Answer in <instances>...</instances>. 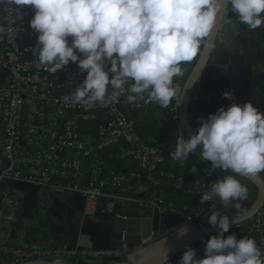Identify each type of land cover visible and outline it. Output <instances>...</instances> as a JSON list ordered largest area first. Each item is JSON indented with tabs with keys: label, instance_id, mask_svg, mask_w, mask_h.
I'll return each mask as SVG.
<instances>
[{
	"label": "clouds",
	"instance_id": "1",
	"mask_svg": "<svg viewBox=\"0 0 264 264\" xmlns=\"http://www.w3.org/2000/svg\"><path fill=\"white\" fill-rule=\"evenodd\" d=\"M10 5L31 6L34 15L29 26L37 33L35 51L39 65L52 73L75 62L86 72L76 87L73 102L85 105L116 102L130 80L128 102L148 93V100L167 108L176 96L174 77L182 76V65L201 52L218 15L228 6L240 24L256 30L264 24V0H0ZM71 37V43H69ZM77 53L82 54L78 56ZM111 73V78L109 77ZM114 90L108 96V86ZM222 96L234 100L233 91ZM196 133L176 140L173 160L183 164L189 154L200 153L201 161H210L207 174L216 169L232 175L217 179L200 194L201 204L210 202L207 221L219 228V234L204 242V258L186 246L178 264H264L261 249L254 238L235 233L224 236L232 224L242 219L237 211L230 217L213 204L219 198L224 208L240 209L247 199V187L233 175L256 176L264 171V113L251 101L231 103L198 117ZM199 147V151L197 148ZM196 171V168H193ZM185 227L178 237L187 234Z\"/></svg>",
	"mask_w": 264,
	"mask_h": 264
},
{
	"label": "built area",
	"instance_id": "2",
	"mask_svg": "<svg viewBox=\"0 0 264 264\" xmlns=\"http://www.w3.org/2000/svg\"><path fill=\"white\" fill-rule=\"evenodd\" d=\"M33 15L31 6L0 2V214L16 213L21 208V185L80 195L85 200V213L92 216L101 201L105 202V216L114 213L117 202L131 201L120 194L132 182L144 181L155 187L166 179L176 190H182L184 180L161 170L165 161L162 149L141 138L132 117L152 109L162 110L173 122L175 144L182 136L187 139L178 123L177 93L167 108L150 102L148 93L130 103L127 96L136 95L130 92L133 82L130 80L116 102L90 105L73 102L76 87L83 82L86 72H81L75 62L56 73L39 65L34 49L37 33L29 26ZM257 30L264 71V24ZM68 39L71 43L72 38ZM113 91L119 90L109 85L107 95L111 96ZM122 145L128 147L125 155L136 163V171L120 168L107 171L105 163L109 160L103 153ZM194 156L200 160L199 152L189 154ZM211 183L196 181L190 192L196 193L200 200V194ZM148 206L154 214L166 212L158 207L156 198ZM185 220L165 236L177 233L185 225H193L195 229L205 227L198 214ZM232 229L224 236L235 233L238 238H254L264 259V205L250 221ZM209 238L187 246L195 249L197 256ZM3 250L10 257L9 264L34 260L68 264V258H78L81 262L103 254L51 248L47 244L29 247L18 242L4 246ZM185 250L186 247L171 254L163 264H178Z\"/></svg>",
	"mask_w": 264,
	"mask_h": 264
},
{
	"label": "crops",
	"instance_id": "3",
	"mask_svg": "<svg viewBox=\"0 0 264 264\" xmlns=\"http://www.w3.org/2000/svg\"><path fill=\"white\" fill-rule=\"evenodd\" d=\"M228 11L229 18L233 22L225 25L221 30L218 41L213 47L211 59L197 82L190 102L188 120L197 131L200 126L198 117L207 118L210 113L216 112L222 106L226 108L233 102L242 105L250 99L256 100L258 97H264V81L259 80V77L264 75V71L260 63L258 30H248L246 26L240 24L237 14L231 11L229 7ZM194 59L186 63V66L192 65ZM182 71L184 73L185 68ZM225 91H233L234 100L224 98L222 93ZM256 107L258 111L264 113V101ZM140 115L142 125L146 129L154 130V134L146 137L145 140L170 146L161 139V135L169 133L175 141L173 122L164 111L152 109ZM173 161L178 163V161ZM109 162L111 161L109 160ZM206 163L210 168L211 162L206 161ZM120 166L122 170H130V167L127 168L125 163L113 164V168L106 169L110 171L114 168H120ZM124 167L126 169H123ZM193 168H196L195 172ZM131 171L136 170L131 169ZM200 171L199 165H193V173L197 174ZM260 174H264V171ZM213 175L214 180L212 182L226 176L221 169H216ZM236 179L238 180L237 177ZM20 189L23 192L21 208L16 213H7L10 214L9 217L0 216V264H9L10 262L9 255L3 250V247L7 246V242L10 243L9 245L13 242L23 243L29 247L47 244L51 248H74L84 253H103L102 257L122 256L146 248V243L151 242L152 244L157 241V239L153 241V237L157 236L160 239L176 228H167L162 224L164 216L168 213L171 214L170 212H163L162 214L156 213V216H159V228L157 231H152L150 221L152 218L149 221L145 219L150 216V212H153L149 209L148 204L157 197V191L155 187L144 181L130 183L125 192L120 194V197L131 201L117 202L114 213L106 216L104 214L105 202L102 201L98 203L96 212L92 216L85 213V200L80 195H65L23 185L20 186ZM248 189L247 199L234 202L240 204L239 210L234 207L224 208L222 204H219V201L214 203L217 205V210L225 212L230 217L236 216L237 211L243 214L255 198L254 188L249 186ZM35 190H40L42 194L33 195ZM48 193L59 197L63 203L69 204L70 213L62 217L58 223L56 222L57 225L54 229L42 227L37 220H32V217H27L21 222L16 221L19 220L17 218L20 213L22 214L23 205L28 197L37 201V198L38 200L46 198ZM197 198V205L192 215H200L204 225L209 226L207 216L211 214L209 211L211 203L204 202L201 204L199 197ZM174 215L181 217L179 214ZM118 217L124 220L121 231L115 229V222ZM148 229L152 232L149 237H145ZM166 256L159 255L147 264H163ZM102 257L91 258L90 260L87 257L81 262L80 259L75 258V261L77 264H100ZM196 258H204V250ZM108 264H114V262Z\"/></svg>",
	"mask_w": 264,
	"mask_h": 264
},
{
	"label": "water",
	"instance_id": "4",
	"mask_svg": "<svg viewBox=\"0 0 264 264\" xmlns=\"http://www.w3.org/2000/svg\"><path fill=\"white\" fill-rule=\"evenodd\" d=\"M232 22L233 20L229 18L228 6H225V9L218 15L217 21L212 29L210 36L206 38L207 40L212 41L213 47L216 41H218V37L220 36L223 27ZM213 47L209 49L202 43L201 52L196 57L193 64L190 66H186V64H183L182 69L185 68V72L183 73L182 71L183 74L181 77L173 78L176 93L178 95V123L186 137H189L190 134L197 132V130H195L191 126L188 120L189 106L197 82L201 78L206 66L209 63V60L211 59ZM259 80L264 81V75L260 76ZM161 139L164 140L166 144L175 147V141L169 133L161 135ZM105 167L113 168V164L111 162H106ZM222 172L225 175H232V172L230 170H222ZM233 175L235 178H238V181L240 180L239 182L241 184L246 185L247 189L249 188V186L254 188L255 198L248 209L242 214L243 218L239 219L236 224H232L229 230L250 221L264 205V174H258L256 176H246L233 173ZM149 215L150 216L145 220L149 221L152 218L150 220L151 229L152 231H157L159 228V216H156V214L152 212H150ZM120 216H123V214H120ZM184 223L185 219L169 213L164 216L162 221V224L167 228H177ZM123 224L124 220L121 217H118L115 222V229L117 231H121ZM187 228L188 232L183 237L179 238L177 233L170 234L168 236L160 238L156 242H153L148 247L141 249L139 252H137V254H135V256L125 254L122 256L102 257L100 264H108L109 262H114V264H147L159 255H167L165 258L167 259L171 254L178 252L187 245L195 243L197 241H201L213 235H217L220 231L218 227H212L211 225L205 226L202 229H195L193 225H188ZM32 231L36 232L35 230ZM152 231L148 229V233H146L145 237H149ZM26 264L54 263L46 260H34Z\"/></svg>",
	"mask_w": 264,
	"mask_h": 264
},
{
	"label": "trees",
	"instance_id": "5",
	"mask_svg": "<svg viewBox=\"0 0 264 264\" xmlns=\"http://www.w3.org/2000/svg\"><path fill=\"white\" fill-rule=\"evenodd\" d=\"M249 101H251L253 105L256 106L264 101V97H258L256 100L250 99L248 100V102ZM132 117L135 119L136 131L141 136V138L145 139L146 137L152 136L154 134L153 129H146L145 126L142 125V123L140 122V114H133ZM156 146H159L162 149L163 155L165 157V161L161 166V170L165 173L176 174L184 180V187L182 188V190H176L173 187L172 183L166 179L155 186V189L157 191V205L160 209L166 212H174L176 214H179L183 219H187L192 216L193 212L195 211L198 200L197 194L190 192L193 188L194 183L196 181L206 183L212 182L214 180V175L209 176L207 174L209 166L207 165V163L202 162L197 157H189V159L183 164H181L180 162L176 163L173 161V158L171 156V153L175 150V147L163 146L160 145L159 142L156 143ZM127 150V146H117L105 151L103 153V157L110 160L113 164L125 163V165H127V168L130 167V170L127 171H131V169L136 170V163L131 159L130 156L125 155ZM193 165H199L201 167V171L197 174L193 173ZM126 167H124L123 169H126ZM120 169H122L121 166ZM218 201L219 198L213 201V204ZM2 215V217L5 218L10 216V214ZM6 244L8 246L10 243L7 242ZM67 260L69 261V264H77L75 258H68Z\"/></svg>",
	"mask_w": 264,
	"mask_h": 264
},
{
	"label": "rangeland",
	"instance_id": "6",
	"mask_svg": "<svg viewBox=\"0 0 264 264\" xmlns=\"http://www.w3.org/2000/svg\"><path fill=\"white\" fill-rule=\"evenodd\" d=\"M197 149L199 150V147ZM35 191L36 192L33 193V195L34 194L40 195V193L42 194V192H40V190H35ZM69 213H70V211H69V204L68 203L65 204L62 201H60L59 197L48 193V196L46 198H42L39 200L37 198V201L28 197L26 199L24 205H23L22 214L20 213L19 217L17 218L19 220H16V221L21 222L24 219H26L27 217H32V220H37L38 223L42 227L46 226L49 229H54V227H56V225H57L56 222L58 223V221H60V219H62V217H65ZM2 214H7V213H2ZM2 214H0V216H3ZM163 237H165V235L162 236V238ZM156 239L158 240L159 237H157V236L153 237V241ZM149 245H151V242L146 243L145 247H148ZM142 249H144V248H142ZM140 250H138V251L135 250L128 255L135 256V254H137V252H139Z\"/></svg>",
	"mask_w": 264,
	"mask_h": 264
}]
</instances>
